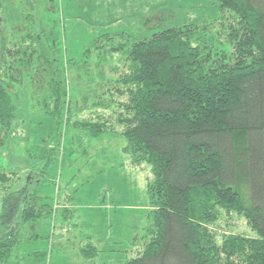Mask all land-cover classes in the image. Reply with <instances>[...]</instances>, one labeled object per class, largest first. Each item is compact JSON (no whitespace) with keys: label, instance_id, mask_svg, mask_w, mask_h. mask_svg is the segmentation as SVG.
<instances>
[{"label":"rangeland","instance_id":"obj_1","mask_svg":"<svg viewBox=\"0 0 264 264\" xmlns=\"http://www.w3.org/2000/svg\"><path fill=\"white\" fill-rule=\"evenodd\" d=\"M37 20L47 27L54 64L35 61L44 68L35 78L19 70L17 51L27 49L22 41ZM241 29L217 0H0V77L27 102L25 120L0 135V215L8 206L11 218L16 201L30 214L13 223L10 257L0 264H124L136 257L149 239L152 175L147 164L131 163L124 139L113 133L127 101L118 84L133 67L129 48L174 31L202 50L208 66H230ZM110 123V130L92 126ZM209 228L218 245L228 235L254 237L234 214L221 212Z\"/></svg>","mask_w":264,"mask_h":264},{"label":"trees","instance_id":"obj_2","mask_svg":"<svg viewBox=\"0 0 264 264\" xmlns=\"http://www.w3.org/2000/svg\"><path fill=\"white\" fill-rule=\"evenodd\" d=\"M217 2L242 25L241 35L233 37L236 63L208 66L202 50L174 31L129 48L133 67L118 84L127 101L113 133L124 139L132 164L150 166L152 180L146 191L149 239L124 264H264V0ZM46 29L44 22H33L22 41L29 42L27 49L17 51L24 59L19 70L35 78L42 66L54 64ZM26 105L0 77L3 138L13 122L25 120ZM111 123L92 126L110 130ZM9 208L0 215V225L6 223L0 229L1 263L14 244L13 223L30 215H24L22 201L11 218ZM221 212L242 217L254 237L228 235L218 245L209 227Z\"/></svg>","mask_w":264,"mask_h":264}]
</instances>
